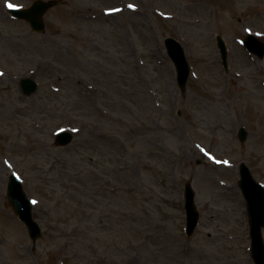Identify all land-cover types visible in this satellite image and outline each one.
Masks as SVG:
<instances>
[{"label":"rangeland","instance_id":"rangeland-1","mask_svg":"<svg viewBox=\"0 0 264 264\" xmlns=\"http://www.w3.org/2000/svg\"><path fill=\"white\" fill-rule=\"evenodd\" d=\"M32 1L0 0V264H254L238 167L264 186V56L242 39L264 42V0H61L43 33L6 12ZM167 36L190 66L183 90ZM12 172L36 240L6 197Z\"/></svg>","mask_w":264,"mask_h":264},{"label":"water","instance_id":"water-1","mask_svg":"<svg viewBox=\"0 0 264 264\" xmlns=\"http://www.w3.org/2000/svg\"><path fill=\"white\" fill-rule=\"evenodd\" d=\"M58 3V0H36L28 8H10L9 10L18 18L27 20L33 30L42 32L44 30L42 15L46 10ZM216 41L221 54L222 64L226 68L227 50L225 43L219 35L216 36ZM164 43L167 54L174 62L178 85L184 89L189 74V64L184 50L181 44L172 37L165 38ZM244 44L248 51L255 53L259 57L264 55V43L255 36L249 34L245 38ZM21 88L26 95H29L36 90L37 84L31 77H26L21 80ZM238 136L241 140L245 139L246 131L243 127L239 128ZM72 137L73 135L69 131H61L56 134L55 142L58 145H67L71 142ZM239 174L238 184L242 190L248 214L251 256L255 264H264V243L261 233V229L264 227V188L253 179L249 168L244 163L240 165ZM6 196L15 214L25 224L30 238L35 240L40 235L41 229L32 216L31 200L25 194L22 183L15 174L9 176ZM184 209L186 212V234L191 236L198 223L199 213L194 203V192L188 181L185 183Z\"/></svg>","mask_w":264,"mask_h":264},{"label":"snow or ice","instance_id":"snow-or-ice-1","mask_svg":"<svg viewBox=\"0 0 264 264\" xmlns=\"http://www.w3.org/2000/svg\"><path fill=\"white\" fill-rule=\"evenodd\" d=\"M7 7H14V5L8 4Z\"/></svg>","mask_w":264,"mask_h":264}]
</instances>
